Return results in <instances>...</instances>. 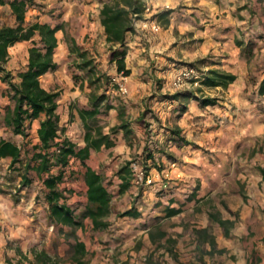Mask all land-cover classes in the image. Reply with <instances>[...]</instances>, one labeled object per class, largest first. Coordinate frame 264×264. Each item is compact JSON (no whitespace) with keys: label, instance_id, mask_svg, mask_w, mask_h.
Instances as JSON below:
<instances>
[{"label":"rangeland","instance_id":"374dc122","mask_svg":"<svg viewBox=\"0 0 264 264\" xmlns=\"http://www.w3.org/2000/svg\"><path fill=\"white\" fill-rule=\"evenodd\" d=\"M104 1L107 0H29L25 13L26 23L38 20L56 25L68 19L69 23L65 28L77 37L81 47L86 49L88 55L93 58L96 67L107 73L110 78L107 87L101 86L98 92L104 90L108 95L107 101L110 103L125 104L128 118L137 113L139 106L138 94L142 93L143 96L139 100L143 102V106L147 102L146 106L151 109L147 117L153 119L156 123V128L153 131H160V137L161 135L165 136V132L159 129V122L153 117L155 116L153 112L155 110H153V104L150 101L152 99L150 98L151 95L148 94L150 90L143 91L141 89L137 92L139 89L137 83L141 82L147 85L150 80L149 75L139 68V65L130 63L137 70L133 74L127 75L126 79L123 80L121 78L122 73H118L115 64L108 60L109 43L103 38V27L99 21V9ZM212 1L213 8L205 4L200 10L196 8L194 12H189L191 15L193 13L198 15L195 17L196 25H194L195 21L192 20L194 28L201 32L205 31L204 37L206 34L208 35V41H205V38L196 40L198 41L196 47L204 44V48H207L206 57L191 63L183 62L182 64L190 65L199 72L205 73L199 68L201 64H222L220 61L222 54L220 53L227 57L233 49H236L239 51L238 55L242 60L240 62H230L229 65L235 66L237 73H241L243 70V74L240 76L235 74V80L227 88L208 86L203 82L189 86L196 97L216 98L214 104H209L205 111L202 110L201 112L204 118L209 117V122H201L200 128H197V130L194 128L192 131L191 126L193 124L190 121L194 119L196 114L189 113L183 117L182 121L180 120L182 128L186 131L191 130L189 132L190 140H187L185 132L182 131L183 129L174 123L178 120L176 119L178 114H171L170 116L172 117L171 128L180 127V135L187 141L185 143L192 144L187 150V153L190 154L189 157L184 152L176 154L169 151L167 144H163L164 140L161 139L156 140L158 146H161L163 151L172 152L170 158L167 157L168 164L166 162L164 164L159 160L161 149L155 151L156 162L159 163V166H155L151 160L145 162L143 159L145 138L138 139L135 134L125 140L124 143L121 136L116 146L110 150L101 149L98 152H92L87 162L104 175L108 189L112 196H115L113 210L116 211V214L129 203L128 197L124 198L122 194H119V180L115 176L116 169L128 160L131 163H136L137 167H141L145 174L154 178V181L150 184H135L133 181L136 189L139 186L144 187V185L155 184L161 187L162 182L166 181L167 187L163 188L164 191L161 192L159 189L156 191L168 197V190L173 187V183L178 185L185 183L187 184V186L184 185L185 188L190 191L201 182L207 196L200 205H204L206 209L209 208L210 214L226 216L227 219L234 222L239 217L240 207H236V205L240 199L246 201L247 198L254 195L264 196V180L257 182V179L261 177L258 167H264V95L260 96L257 93L258 84L264 78V0ZM143 13L139 19L143 17ZM156 21L163 26L158 18H156ZM0 24L15 25V20L9 11L0 9ZM206 27L207 29H205ZM201 32L199 33L201 34ZM176 33L178 34V30H176ZM57 35L60 44L63 45L62 32L58 31ZM34 39H37V37L35 36ZM91 39H95V41L92 42ZM227 39H232L231 47L226 45L227 41L225 40ZM180 40L183 41L182 45L187 42L184 37H181ZM237 40L243 41V47L249 41L253 43L252 53L248 60L247 53L238 45ZM216 41L220 42V46L225 43L227 47L220 49V46H215ZM20 42V44L9 48L12 62L6 64V66L13 71L26 65V50L32 44L30 40ZM183 47L185 48V46ZM54 58L56 68L44 75L41 84L59 92L57 101L60 124L63 127L66 124L64 132H67L72 141L83 144L84 130L77 115V109L85 106L84 103L90 89L87 87L86 81L83 82V88L79 85L83 71L76 67L75 55L70 54L68 50L58 49L55 51ZM209 69L228 71L221 67H210ZM118 81L126 83L128 93L125 95L119 92ZM4 88L5 84L0 81V110H3L4 105L8 103V99L2 93ZM190 89L187 90L190 91ZM116 113L117 110L112 108L98 116L100 123L104 125L105 131L120 122ZM139 124L142 128L144 127V124ZM136 129L139 130V128ZM151 133L153 132L151 131ZM117 134L113 136L115 140H118ZM0 136L14 139L19 143L23 141L20 136L13 135L3 127L0 128ZM34 136L35 126H31L28 140ZM188 164L192 165L189 166V169L186 166ZM7 165L8 160L0 159V218H6L11 210H15L17 204L20 206L18 209L26 210V203L31 199L35 202L36 194L41 188L40 179L32 172H30V175L33 180L30 185L28 187L20 186V175L16 170H9ZM71 167L76 175L75 180L68 182V186L72 187L75 192L69 196L68 202L79 213L83 209V188H85L80 172L84 169L78 161H73ZM118 194L119 196H117ZM131 194L133 195V193ZM136 198H138V195H136ZM33 204L27 209L29 213L34 214L33 222L36 227V223L38 224L41 220L36 214V202ZM259 209L264 212V202H261V206L259 204ZM113 214L109 218L111 224L107 229L93 231L88 222H85L84 231L76 230L87 248V253L82 258L83 264H143V261L147 264H170L172 259L169 256L177 259L176 251L167 248L162 250L164 244L161 243L163 234L160 233V228L151 230L149 233L151 243L148 239L149 243L146 244L148 237L145 238L140 231L133 230L137 228L135 222ZM39 225L42 226L38 229L39 242L35 243V251L31 250L28 253L27 250L25 254L21 251L18 252L20 253L19 260H16L12 251H9L10 247H18L16 240L7 239L2 245L0 244V248L6 245L8 249L4 256L5 263L43 264L35 260L34 252L45 251L51 258V261L46 264H78L72 259L73 252L65 236L60 234L57 228L53 227L48 220H44ZM217 228V225L211 224L208 235L205 233L196 234L199 239L203 240H207L208 237L209 239L210 237L215 238L211 231L213 232ZM6 229V226L0 225V230L4 232ZM63 230L65 232L69 229L64 227ZM166 244L173 247L174 243L166 242ZM166 252H168V255ZM206 254L209 255L210 260L215 258L213 251H206Z\"/></svg>","mask_w":264,"mask_h":264},{"label":"trees","instance_id":"16d2710c","mask_svg":"<svg viewBox=\"0 0 264 264\" xmlns=\"http://www.w3.org/2000/svg\"><path fill=\"white\" fill-rule=\"evenodd\" d=\"M0 5H8L10 14L15 19V25L0 24V81L5 84L2 93L8 99L3 110H0V128L3 127L23 140L19 143L14 139L0 136V159H8V169L18 172L21 178L20 186L28 187L30 185L33 180L30 172L40 179L41 188L36 194V204L44 205L43 209L48 222L65 236L73 252V261L83 264L82 258L87 253V248L76 230L84 231L85 222H88L93 231L104 230L109 225L107 217L112 212V194L106 185L105 177L87 162L91 153L115 146L116 141L113 136L121 130L125 140L134 136V131L131 128L133 123H141L146 127L143 159L145 162L153 161L155 166H159V163L156 162L155 151L161 149L162 152H165L161 146H158L156 140L163 139V144L177 145L187 141L180 135V129L176 127L169 128L168 133L163 131L165 136L161 137L158 135L160 131L154 132L153 130L156 128L154 121L146 119L148 112H151V109L146 106L147 102L134 121L127 117L125 104L108 102V95L105 91L98 92L101 86L107 87L110 81L108 74L96 67L87 50L82 49L75 39L64 30L63 22L53 26L48 22L38 20L26 23L25 13L29 0H0ZM144 6L145 0H107L102 3L99 9V21L103 27L105 40L109 43L108 60L115 64L118 73L126 76L131 72L130 68L126 66L125 60L128 49L126 37L135 31V22L141 17ZM169 12L170 10H164L155 16L165 25L168 23ZM58 30L63 32L69 52L76 57V67L83 71L80 87L83 88V82L86 81L87 87L90 89L87 94V104L77 109L84 130L82 145L68 138L64 134V127L59 124V115L56 112L59 92L45 88L40 81L42 75L56 68L53 55L57 46L56 32ZM35 36L37 39H34ZM27 40H30L32 44L28 47L26 65L16 71L7 68L10 46L16 42ZM242 42L237 40L238 45L247 53L248 60L252 53L253 43L249 41L243 47ZM235 78L234 73L208 69L207 72L202 73L201 82L208 86L227 88ZM257 93L260 96L264 95V78L258 84ZM163 96L167 97L168 95L164 94ZM169 96L172 100L180 101L191 95L184 90L175 91ZM152 97L153 95L150 96V98ZM198 99L201 106L216 102V98L207 96ZM110 108L117 110L120 122L105 131L98 116ZM183 109L182 105L181 110ZM34 120H38L36 135L28 140L29 130ZM167 156L169 155L167 154ZM73 161L80 162L84 169L80 172L85 190L82 201L83 209L79 213L68 202L69 196L75 192L72 187L68 186V182L75 180L76 173L71 167ZM258 170L264 178V167L260 166ZM115 176L119 180L118 192L122 193L127 190L133 184L131 161H125L116 170ZM178 211L179 209L169 208L166 214L172 215ZM116 215L137 218L140 212L132 206ZM210 217L224 229L225 236H228L234 221L223 219L219 214L211 213ZM64 227L69 230L64 232ZM70 239L71 241H69ZM167 240L171 243L175 242L173 238ZM209 242L214 248L213 237H210ZM219 251L223 252L224 249ZM34 257L37 262L43 264L51 261L45 251L34 252Z\"/></svg>","mask_w":264,"mask_h":264},{"label":"crops","instance_id":"0c3cea01","mask_svg":"<svg viewBox=\"0 0 264 264\" xmlns=\"http://www.w3.org/2000/svg\"><path fill=\"white\" fill-rule=\"evenodd\" d=\"M145 4L149 6L150 11L143 13V17L135 22V31L129 33L126 37L128 40L127 44L129 46V49L127 51V58L125 59L126 66L130 68L131 70L130 73L133 74L137 69L135 68V66L130 65V63L139 65V68H141L147 75H149L150 80L147 82L148 83L147 85L141 82L137 83L139 87L137 92H139V90L141 89L143 91H145L146 89L150 90L148 94L153 95L150 101L153 104L152 108L153 110H155L153 112L155 114V118L157 119V122H159L160 130L168 132V129L169 128L171 129V124H172L171 123L172 117H170L171 114L173 115L178 114L177 116L178 118H176L178 120L177 121L174 120L175 121L174 123H176L178 126L182 128L183 126L180 120L182 121L183 117L185 115H188L189 113L196 114L194 119H191L190 121H192L193 124L191 126L192 131L194 130V128H196L197 130V128H200L201 122L204 123L209 122L208 121L209 117L204 118L201 113L202 110L205 111V108L209 104L205 106H201L198 99L199 96L196 97L195 93L191 92L192 89H190V87L181 90V91L184 90L188 91L187 89H190V91L188 92L190 93L191 96H189L187 99L180 101L178 99L172 100L169 95L175 93V91L171 89L170 83L175 73L179 70L181 66H183L182 64L183 62L191 63L192 61H196L200 58L206 57L205 54L207 48L206 47L204 48V44H201V46L196 47V43H198V41L196 40H199L200 38L203 39L205 38L204 40L208 41V35L206 34L204 37L203 34L205 33V31L201 32L200 30L194 28V25H196L195 17L198 15L196 13H193V15H191L189 12L190 11L194 12L196 8L200 10V8H203L205 4L209 5L210 8H213V1L212 0H147ZM0 9L10 12L8 5H4V6L0 5ZM164 10H170L167 16L168 23L163 26L159 25L158 28L153 29L152 28L153 20L157 18L155 15H157L158 13ZM192 20L193 22L195 21L194 25ZM63 23H64V30L70 36H72L75 39L76 43L81 47L77 37H75L70 30L69 32L65 28L66 25H68L69 23L68 19H65ZM205 29H207V27ZM176 30H178V34L176 33ZM58 31L62 32L61 30ZM58 31L56 32V37L58 36L57 35ZM199 32H201V34ZM197 36H201V37L198 38ZM181 37H184V39L187 42L189 41L190 43L188 44L186 42V44L184 43L185 45H182L183 41L180 40ZM103 38L105 39L104 32H103ZM232 39L225 40L227 41L226 44L227 46L229 47L232 46L231 45ZM91 40L92 42L95 41V39H91ZM20 43H21L20 41L16 42L12 46H10V48ZM60 43L61 42L57 37V46L55 48V51L58 49L68 50V45L64 40V35L62 41L63 45H61ZM215 44H216L215 46H220L219 45L220 42L216 41ZM226 45L224 43V45L220 46L219 48L220 49L226 48L227 47ZM183 46H185V48ZM238 53L239 51H237L236 49H233L231 54L227 55V57L223 53H220L222 54L221 55L222 58L220 60L222 64H217V65L211 63L209 64L207 63L205 65L201 64L199 68L207 72L210 67H216V68L221 67L228 70V72L230 71L240 76L243 74V70L241 73L240 72L237 73L235 66L229 65L230 62L233 61L240 62V60H242V58L240 59ZM26 54L28 56V48L26 50ZM53 59L56 63L54 55H53ZM11 62L12 60L10 59V54H9V59L7 61V64ZM46 74L47 72L44 75ZM44 75L41 76L40 81L44 78ZM44 87L47 88L46 86ZM49 90H54V89H49ZM164 94H167L168 96L164 97L163 96ZM142 96H143L142 93L138 94V99H137V101L139 102L138 110L133 117L130 116L129 118L130 120L133 119L135 120L139 116L140 112L144 109L143 102L139 100V98H142ZM84 104L85 105L87 104V97H86V102ZM182 105L185 108L183 110L180 109V106ZM216 106L218 105L216 104ZM58 108L59 105H57V109H56V112L59 115ZM72 112L76 113L74 111ZM146 119L152 122L154 121L153 119H149L147 115H146ZM59 124H60V117H59ZM31 126H35V135H36L38 120H34ZM60 126L63 125L60 124ZM131 128L133 129L134 134L138 139L145 138V130H146L145 126L142 128L140 124L133 123L131 125ZM136 128H139V130ZM182 129H183L182 130L183 133L185 132V136L187 140H190L189 132L191 130L186 131L184 128ZM64 134L69 138L67 132H64ZM160 134L161 132L158 133V135ZM121 136H122V130L117 134L118 140H115L116 143L121 139ZM122 139L124 143L125 139L124 138ZM78 144L80 145L81 143ZM191 145H192L191 143H182V142H180V144L178 145L177 144L175 145L173 143H167V147L169 148V151L175 152L176 154H182L184 152V154L187 155V157H189L190 155L189 153H187V150H189V147ZM110 149L111 148H109L108 150ZM172 152L170 153L167 151L165 152L161 151L159 160L162 163L166 164L167 162H169L167 157H169L170 154H172ZM167 154L169 156H167ZM186 166L188 167L186 168L189 169V166L192 165L188 164ZM262 180H264V178H262L261 176L259 177V179H257V182ZM173 184H174L173 187H171V189L168 190L169 192L168 197L157 193L158 191L156 190L158 189L161 192L164 191L161 190V187H159L158 184L144 185V187L139 186L137 189L134 184H131L127 190H125L122 193H119L122 194L124 198L127 197L129 198V203L126 205V207L123 210L134 206L140 212V215L137 218H129V217H125V218L135 222L137 228L133 230L140 231V233H142L145 238L148 237L146 240V244L149 243L150 241L149 233L151 232V230L153 228H160L159 229L160 233H163L161 243L164 244L162 250H165L167 248L171 251L177 252V256H176L177 259L176 258L174 259L171 256H169V258L173 260L170 261L171 262L170 264H264V212H262L259 209V204L261 206V202H264V196L254 195L251 198H247L246 201H242L241 199L238 201V204L236 205V207H240L238 220L235 221L233 226L229 229V235L225 236L224 229L217 222L211 219L209 208L206 209L204 205H200L203 199L207 196L205 195L206 190L204 188V185L200 182L199 185H196L195 188L189 191L185 188V186H187V184L185 183L179 185L177 183H173ZM84 190L85 188H83V191ZM131 193H133V195ZM119 194L117 196H119ZM136 195H138V198H136ZM114 199L115 196H112L111 198L112 212L107 217L108 220L114 212L115 214L113 215L117 216L116 211L113 210V204H115ZM33 203L35 202L32 199L28 201L26 203L27 206L26 210L24 211L18 209L20 206H18L17 204L16 208H14L15 210H11V212L7 215L6 218H0V225L7 227V229L4 232L3 230H0V244L2 245V243L4 241L6 242L7 239L8 240L10 239L11 241L16 240L15 242L17 243L18 247L9 248V251H12V254L15 256L16 260H19L20 253L18 252L20 251L24 254L26 253L27 250L28 253L31 250L35 251L34 250L36 246L35 243L39 242L38 229L40 228V226H42L39 225V223H42L44 220H47L45 216V211L43 209L44 205H40V204L37 205L36 214L39 220L41 221L38 224L36 223V227H35V223L33 222L34 214L29 213L27 209L32 205H34ZM169 208L179 209V211L172 215H167L166 212L167 209ZM220 217L223 219L228 218L226 216H220ZM110 224L111 223L109 221V225L106 227V229L110 227ZM211 224H213L214 226L217 225L218 227L217 230L213 232L211 231V234L215 235L214 248L211 247V244L209 242V237L207 240H203L201 238L199 239L197 236V234L199 233H207L208 235L210 233L209 226ZM194 228H199V229L194 230ZM204 229H206V231H204ZM168 238H173L175 240V242H173L174 243L173 247L169 245L167 246L168 243L166 244V242H168L167 240ZM220 249H224V251L220 252L219 251ZM206 251H213L215 258L210 260L209 255L206 254ZM5 252H8V249L6 245H3L0 248V264H6L4 258ZM166 254L168 255V252H166ZM143 264H147V262L143 261Z\"/></svg>","mask_w":264,"mask_h":264},{"label":"built area","instance_id":"2783aa9c","mask_svg":"<svg viewBox=\"0 0 264 264\" xmlns=\"http://www.w3.org/2000/svg\"><path fill=\"white\" fill-rule=\"evenodd\" d=\"M150 8L147 4L144 6V13L149 12ZM159 27V23L156 21V19L153 20L152 28L156 29ZM126 75H121V78L123 80L126 79ZM202 79V73L199 72L197 69H195L192 66L185 65L181 67L173 76L170 86L173 91H179L181 89L187 88L191 85H197L200 84ZM118 90L122 94L128 93V87L125 82L118 81ZM174 165V164H171ZM131 168L133 171V181L135 184H150L154 181L153 177H150L148 174H145L141 167H137L136 163H131ZM163 188L167 187V183L162 182Z\"/></svg>","mask_w":264,"mask_h":264}]
</instances>
